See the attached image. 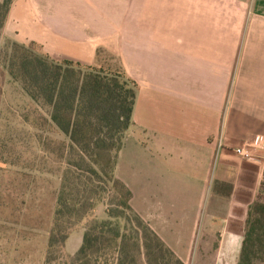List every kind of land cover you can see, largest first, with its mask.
<instances>
[{
	"label": "crops",
	"instance_id": "1",
	"mask_svg": "<svg viewBox=\"0 0 264 264\" xmlns=\"http://www.w3.org/2000/svg\"><path fill=\"white\" fill-rule=\"evenodd\" d=\"M2 34L85 64L114 54L136 83L116 166L132 206L178 255L201 232L213 264H237L264 202V149L235 152L264 136V0H12Z\"/></svg>",
	"mask_w": 264,
	"mask_h": 264
},
{
	"label": "trees",
	"instance_id": "2",
	"mask_svg": "<svg viewBox=\"0 0 264 264\" xmlns=\"http://www.w3.org/2000/svg\"><path fill=\"white\" fill-rule=\"evenodd\" d=\"M12 0H0V34ZM98 49L90 64L60 59L36 42H9L1 63L9 77L70 142L58 143L62 166L44 264H185L134 211L132 191L116 178L125 135L132 124L136 83L117 57ZM104 202L107 218H94L75 254L65 252L75 226ZM120 220L125 222L122 227ZM129 226L130 231H128ZM126 231H123L125 230ZM237 264H264V202L250 205Z\"/></svg>",
	"mask_w": 264,
	"mask_h": 264
},
{
	"label": "rangeland",
	"instance_id": "3",
	"mask_svg": "<svg viewBox=\"0 0 264 264\" xmlns=\"http://www.w3.org/2000/svg\"><path fill=\"white\" fill-rule=\"evenodd\" d=\"M13 41L1 32L0 60L2 52ZM112 62L121 64L118 58ZM69 142L50 120L49 108L34 102L21 84L9 77L0 61V264H44L62 170L54 152L58 143L68 145ZM116 178L121 180L117 175ZM260 198L264 200V191ZM105 208V203L100 202L94 212L75 226L66 242V253L77 252L85 227L94 218H107ZM120 223L124 227L125 222L120 220ZM202 235L197 234L194 253L178 255L165 244L185 264H213L218 237L208 235L201 239Z\"/></svg>",
	"mask_w": 264,
	"mask_h": 264
},
{
	"label": "built area",
	"instance_id": "4",
	"mask_svg": "<svg viewBox=\"0 0 264 264\" xmlns=\"http://www.w3.org/2000/svg\"><path fill=\"white\" fill-rule=\"evenodd\" d=\"M246 147H238L235 152L245 159L253 157V149H264V136L255 135L246 142Z\"/></svg>",
	"mask_w": 264,
	"mask_h": 264
}]
</instances>
